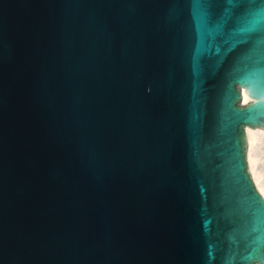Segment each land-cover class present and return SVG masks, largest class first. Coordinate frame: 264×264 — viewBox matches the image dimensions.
Returning a JSON list of instances; mask_svg holds the SVG:
<instances>
[{"label":"water","instance_id":"water-1","mask_svg":"<svg viewBox=\"0 0 264 264\" xmlns=\"http://www.w3.org/2000/svg\"><path fill=\"white\" fill-rule=\"evenodd\" d=\"M246 128L264 0H0V264H264Z\"/></svg>","mask_w":264,"mask_h":264},{"label":"bare ground","instance_id":"bare-ground-1","mask_svg":"<svg viewBox=\"0 0 264 264\" xmlns=\"http://www.w3.org/2000/svg\"><path fill=\"white\" fill-rule=\"evenodd\" d=\"M251 99L243 89V103ZM247 160L253 180L264 197V130L246 128Z\"/></svg>","mask_w":264,"mask_h":264}]
</instances>
